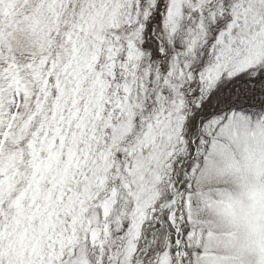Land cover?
I'll list each match as a JSON object with an SVG mask.
<instances>
[{"label": "snow or ice", "instance_id": "snow-or-ice-1", "mask_svg": "<svg viewBox=\"0 0 264 264\" xmlns=\"http://www.w3.org/2000/svg\"><path fill=\"white\" fill-rule=\"evenodd\" d=\"M0 264H264V0H0Z\"/></svg>", "mask_w": 264, "mask_h": 264}]
</instances>
